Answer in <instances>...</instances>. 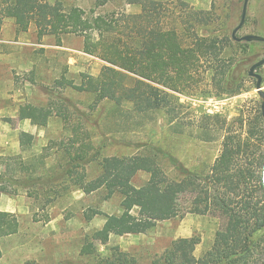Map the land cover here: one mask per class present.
Here are the masks:
<instances>
[{"label":"rangeland","instance_id":"1","mask_svg":"<svg viewBox=\"0 0 264 264\" xmlns=\"http://www.w3.org/2000/svg\"><path fill=\"white\" fill-rule=\"evenodd\" d=\"M48 1H60L66 9L77 6L87 14L92 9L101 14L139 11L138 6L126 4L125 0H109L101 6L96 5V0ZM183 1L194 9L212 11L215 23L203 32L228 36L239 22L243 4V0ZM170 8L174 9V5ZM247 33L264 36V0H249L246 20L237 35ZM225 56L231 64L229 86L238 92H218L206 77L187 92L176 93V125L163 110L140 115L131 110L130 103L118 107L106 99H96L91 92L71 88L66 80L79 84L83 74L100 77L108 65L83 52V36L38 38L33 24L26 32H18L14 20L6 18L0 32V174L4 175L7 190L0 191V207L15 213L19 229L0 240V264H93V258L80 254L85 241L94 244L102 255L117 245L135 256L138 264H149L180 237L199 238L194 250L197 257L208 250L216 231L225 226L226 218L216 209L205 214L193 211L192 192L179 191L173 217L156 222L143 233L113 236L103 244L97 232L104 216L87 219L84 213L96 208L106 214H118L122 211V196L105 188L85 193L74 180L77 172L85 181L96 178L101 173L102 158L112 155H149L172 179H180L184 174L173 166L168 155L190 172L206 174L222 147L227 126L219 127L223 120L245 132L260 112L256 79L247 71L264 56V43L233 44L226 47ZM256 72L262 76L264 90V64ZM134 79L129 74L126 81L132 84ZM22 104H52L65 111L81 131H88L86 140L91 142L92 160L83 167L76 166L65 149L70 128L60 116H52L43 127L16 120ZM208 115L217 116L209 119L211 123L218 122L217 129L212 131L215 139L209 141L198 137L199 126ZM23 130L34 136L25 149L18 142ZM148 178L147 172L138 171L132 184L141 186Z\"/></svg>","mask_w":264,"mask_h":264},{"label":"trees","instance_id":"2","mask_svg":"<svg viewBox=\"0 0 264 264\" xmlns=\"http://www.w3.org/2000/svg\"><path fill=\"white\" fill-rule=\"evenodd\" d=\"M108 1L95 3L101 6ZM125 2L138 6L139 11L101 14L92 9L87 14L77 6L66 9L60 1L0 0V32L4 20L12 18L18 32H26L33 24L38 38L63 34L83 36V52L108 65L100 77L83 74L79 84L66 80L71 88L91 92L96 99H106L118 107L130 103L131 110L140 115L163 110L176 125L179 105L176 93L187 92L206 77L218 92H238L229 86L231 64L225 51L227 46L241 42L234 41L231 35L203 32L215 23L211 10L194 9L183 0ZM171 4L174 9L170 8ZM129 74L135 77L132 84L126 81ZM52 115L60 116L70 128L65 149L76 166L83 167L92 160L91 142L86 140L89 134L71 122L65 111L52 104H22L17 119L46 126ZM216 117H205L199 126L200 139H215L212 131L217 129L218 122L211 123L209 119ZM222 123L219 127L227 126L220 153L204 175L190 172L168 155L173 166L184 174L180 179L169 178L156 159L143 154L105 156L100 162L101 173L89 181L77 172L74 181L85 193L105 188L122 196L119 214H106L96 208L84 213L87 219L105 216L97 232L101 242L107 243L111 234L143 233L156 222L173 217L179 191L188 190L194 194L193 211L205 214L216 209L226 218L225 226L216 231L212 245L201 256L194 255L198 237H180L172 240L149 264H264L263 118L258 110L245 132L226 120ZM33 139V134L22 131L20 147L27 148ZM138 171L149 174L141 186L132 184ZM5 190L4 175L0 174V191ZM18 228L17 216L0 210V239L16 233ZM80 254L93 258V264H138L135 256L117 245L102 255L94 244L85 242Z\"/></svg>","mask_w":264,"mask_h":264},{"label":"water","instance_id":"3","mask_svg":"<svg viewBox=\"0 0 264 264\" xmlns=\"http://www.w3.org/2000/svg\"><path fill=\"white\" fill-rule=\"evenodd\" d=\"M248 2L249 0H243V4H242V10H241V16L239 19V22L237 23V25L232 29L231 31V38L234 41L237 42H252V41H256V42H263L264 43V36L263 35H259V34H252V33H247V34H243V35H237V32L241 29V27L243 26L245 20H246V15H247V7H248ZM264 64V56L260 59H258L257 61L253 62L247 73L249 76H252L256 79L255 81V89L257 91V94L260 96L261 98V103H260V112L263 118V124H264V90L262 89V76L261 74H259L258 72H256V69L260 66H262ZM262 174H263V181H264V165H263V170H262Z\"/></svg>","mask_w":264,"mask_h":264},{"label":"crops","instance_id":"4","mask_svg":"<svg viewBox=\"0 0 264 264\" xmlns=\"http://www.w3.org/2000/svg\"><path fill=\"white\" fill-rule=\"evenodd\" d=\"M31 25H32V24H31ZM35 29H36V28H35ZM17 115H18V112H17ZM52 116H57V115H52ZM52 116H51V117H52ZM51 117H50V118H51ZM50 118H49V119H50ZM16 120H19V119H17V117H16ZM21 121H22V122H26V121H29V119H22ZM29 122H30V121H29ZM48 122H49V120H48ZM30 123H31V122H30ZM31 124H32V123H31ZM47 124H48V123H47ZM33 125H34V124H33ZM35 126H37V125H35ZM42 127H43V126H42ZM23 131L28 132V131H26V130H23ZM21 132H22V131H21ZM21 132H20V133H21ZM28 133H30V132H28ZM30 134H32V133H30ZM18 142H19V138H18ZM19 146H20V144H19ZM0 210H1V211H8V212H12V213H14L12 210H9V209H6V208H2V207H0ZM121 210H122V209H121ZM14 214H15V213H14ZM118 214H119V213H118ZM95 216H97V215H95ZM85 217H86V216H85ZM92 218H93V217H92ZM103 218H104V220H103V222H102V225H103V223H104V221H105V216H104ZM17 219H18V218H17ZM18 222H19V221H18ZM102 225L100 226V229H101ZM18 229H19V228H18ZM100 229H99V230H100ZM17 232H18V231H17ZM17 232H16V233H17ZM16 233H14V234H16ZM14 234H12V235H14ZM131 234H132V233H131ZM136 234H138V233H136ZM124 235H129V234H124ZM124 235H113V234H111L110 237H109V240H110L111 237H113V236H124ZM9 236H11V235H9ZM6 237H8V236H6ZM4 238H5V237H4ZM1 239H3V238H1ZM1 239H0V240H1ZM99 239H100V238H99ZM85 242H86V241H85ZM85 242H84V243H85ZM108 242H109V241H108ZM84 243H83V244H84ZM83 244H82V245H83ZM81 247H82V246H81Z\"/></svg>","mask_w":264,"mask_h":264}]
</instances>
